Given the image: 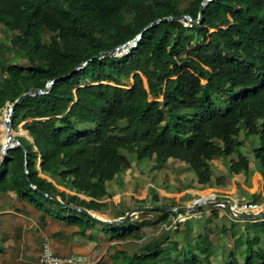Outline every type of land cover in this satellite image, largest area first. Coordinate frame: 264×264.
<instances>
[{
	"label": "trees",
	"instance_id": "trees-1",
	"mask_svg": "<svg viewBox=\"0 0 264 264\" xmlns=\"http://www.w3.org/2000/svg\"><path fill=\"white\" fill-rule=\"evenodd\" d=\"M200 1L0 0V22L13 35L9 44L0 42V107L59 77L47 92L14 106L11 126H22L30 139L19 135L24 149L7 152L0 165L3 185L19 189L32 183L56 193L37 174L39 159L41 173L100 198L107 194L106 181L133 163L160 167L168 158L182 161L197 183L210 185L211 161L221 157L228 175L260 171L264 188V0L208 1L198 24L161 21L143 31L130 50L88 60L161 16L186 13L195 19ZM211 24L220 27L209 34ZM7 51L27 64L10 62ZM240 131L256 134L259 144L241 143ZM163 212L164 218L173 214ZM212 213L217 216L215 209ZM237 221H230V236L235 249L244 246L241 259L231 251L217 262L213 241L205 230L193 231L188 219L180 223L181 260L169 250L161 254L168 240L162 234L135 253L132 264H264V216L250 223L241 219L242 228Z\"/></svg>",
	"mask_w": 264,
	"mask_h": 264
},
{
	"label": "crops",
	"instance_id": "crops-1",
	"mask_svg": "<svg viewBox=\"0 0 264 264\" xmlns=\"http://www.w3.org/2000/svg\"><path fill=\"white\" fill-rule=\"evenodd\" d=\"M21 135L30 139L27 131L22 127ZM169 159L173 158H168L167 164ZM219 159L220 163H213V160L216 161L218 158L211 161L213 173L210 185L197 183L194 175H189L188 170L185 171L181 164H177L179 165L177 168L169 165L159 172L147 171L148 178L145 174L134 171L137 169L135 164L134 166L132 164L106 181L107 194L100 198L78 193L71 189L69 183L56 182L41 173L40 160L37 159V174L55 185L57 192L54 194L64 202L87 209L93 217L62 206L55 199L32 188V186L36 187L32 183H28L26 188L21 185L19 190L17 186H4L0 179V264H38L40 230L48 233L56 253L85 254L95 258L96 264H132L133 255L141 253L149 240L165 234L168 240L160 245V250H163L161 254L166 257L169 250L171 257L176 260L179 258L176 255L177 251L182 250V236L185 231L181 236L180 230L164 228L172 213H168L164 218L163 211L170 210L134 211L125 220L119 222L112 220L122 217L132 207L154 205L152 196L156 204L171 206L178 205V199L183 195L191 197L210 189L230 191L233 194L237 192L253 197L252 194L258 188V179H253L252 174L260 173L253 170L249 177L243 174L228 175L225 167L220 168L225 159L221 157ZM222 172L227 176H223L216 184L215 177L219 178ZM141 175H145L146 181L139 182ZM149 188L153 189L152 194ZM189 220L193 231L200 230L197 228L199 225L196 224V217ZM33 224L37 227L34 228ZM181 225L183 224H179L178 227ZM221 247H218V250ZM225 249L222 250L223 260L227 256ZM212 256L217 262H223L214 251Z\"/></svg>",
	"mask_w": 264,
	"mask_h": 264
},
{
	"label": "rangeland",
	"instance_id": "rangeland-1",
	"mask_svg": "<svg viewBox=\"0 0 264 264\" xmlns=\"http://www.w3.org/2000/svg\"><path fill=\"white\" fill-rule=\"evenodd\" d=\"M218 27H220V26L216 25V24L213 27L209 25L208 26V33L213 31V30H215ZM207 34L205 36L204 42L208 41ZM12 36H13L12 32H10L8 29H6L4 27V25L0 22V42H2L4 44H9V41L12 38ZM187 50H189V48H186L185 50L181 51L179 53V56H185ZM11 56H12L11 52L7 51L6 55H5V58H10L9 59L10 62H15L17 64H27V61L25 59L12 58ZM2 58H4V57H0V59H2ZM206 71L208 72L209 70L206 69ZM143 79H144V82H145V78H143ZM1 80H2V74L0 73V82H1ZM207 81H208L207 79L201 80V82H203V83H205ZM130 84H131V80L126 82L125 85H126V87H128ZM149 99H153V97L149 96ZM24 123H25V120H23V124ZM22 129H23V127H22ZM16 132L20 133V130L19 131L16 130ZM19 135H21V133ZM238 138H239V141L241 143L245 144V145L254 146V145H258L259 144V139H258V136L256 134L255 135H253V134L244 135L243 131H240L239 134H238ZM233 156H236V154H233ZM249 159L251 161L250 165L255 167L256 169H258L259 168V163L257 161H254V159L252 158L251 155H249ZM220 162L221 161H220L219 158L216 161L213 160L214 164L220 163ZM225 163H226V161H223V165H220V168L224 169V167H225V169H226ZM134 164L135 163H133V166H134ZM165 164L160 166V167H154L152 161H148V162H145L143 164L141 163L139 165L135 164V166H136L135 168L137 170L134 169V171H138L141 174L142 173L145 174L147 178H148L149 174H146V173H148L149 171L154 172V170H157L159 172L162 168L164 169L165 167H167L169 165L172 166V168H177L179 166L177 164H181V167L183 169L185 168V171H187L184 163H182V162L180 163L179 160L169 159L168 164L167 163H165ZM216 172H218V171L216 170ZM258 172L260 174H257V173H254V175L252 174V178L253 179H256V178L258 179V182H257L258 183V188L254 191L255 195L252 198L253 199H261L262 200V199H264V188H263V185H262V180L263 179H262L261 172L260 171H258ZM156 174H158V173H156ZM162 174L164 175V173H162ZM163 175H161V176L163 177ZM189 175H191V174H189ZM144 176L143 175L140 176L141 179H139V182L146 181ZM223 176H227V175L224 174V172L220 173L219 174V179H221ZM261 185H262V187H260ZM254 189H255V186L253 187V190ZM253 190H251V191H253ZM150 193L152 194V192H150ZM234 195H239V194L237 192H235ZM245 196L249 197L247 194H245ZM189 198L190 197H188L187 195H183L182 197H180L178 199V202H177L178 205H176V206H180V205L186 204V202L184 203V201H188ZM182 201H183V203H182ZM214 209L217 211V216L212 213V210H214ZM193 217L197 218V223L196 224L199 225L197 228L200 229V230H205V232L208 235V238L213 241V251H214L216 256H218L224 262V261L227 260V256L229 255V253L231 251H235L236 256L239 259H241V257H242V249H243L244 246H240L237 249H235L234 248V244H233V238L230 236V221H231V219H237V218L231 216L228 212H226L221 207H211V208H206V209H200L198 212L194 211V215L192 217H190V218H193ZM190 218H188V219H190ZM260 218L263 219V217H260ZM188 219H186V220H188ZM258 219L259 218H253V219H248V220H249V223H250V222H256ZM236 223H237L236 224L237 228H242L243 224H244V221H240V219H238V221ZM223 228L225 229L224 233L221 232V229H223ZM172 230H175V231H177V230L179 231L180 230L181 231V236H182V232H184V226L181 225V226L178 227V229L174 228ZM261 234H262L261 241L264 242V230H263V232ZM182 240H183V242L185 240V238L183 236H182ZM218 247H221V248L218 250ZM223 248H226L225 251H226V254H227V256H226V258L224 260H223V251H222ZM219 251H220V253H219ZM181 259H182V257L179 258V260H181Z\"/></svg>",
	"mask_w": 264,
	"mask_h": 264
},
{
	"label": "built area",
	"instance_id": "built-area-1",
	"mask_svg": "<svg viewBox=\"0 0 264 264\" xmlns=\"http://www.w3.org/2000/svg\"><path fill=\"white\" fill-rule=\"evenodd\" d=\"M212 26V24H211ZM8 108V101L4 103L2 107H0V162L2 163V154L4 150V145H7L6 148V157L7 152L11 149L18 147L16 142V138H18L19 134L16 130H21L19 125L17 124L16 129L11 126V118L10 123H8V127L11 129L14 134H12L13 138H8V135H4V127L6 113ZM11 116V115H10ZM8 119V115H7ZM7 139L4 141V139ZM5 157V158H6ZM225 201L228 203L229 210L225 209ZM207 202H215L212 207H221L226 212H228L231 216L235 217L240 213H249V212H258L264 209V199H253L247 197L243 194L234 195L233 192L225 191V190H214L210 189L203 192H198L197 194L191 196L188 201H186L187 206H195L200 204H206ZM194 211L192 209H185L181 211H172L173 214L170 217L168 223L164 224V228L166 229H174L180 223L184 222L186 219L192 217L194 215ZM33 227H37L33 224ZM40 248L37 256L38 264H96V259L85 254L81 253H69V254H58L54 251L53 246L51 244L50 236L47 232L40 230Z\"/></svg>",
	"mask_w": 264,
	"mask_h": 264
},
{
	"label": "water",
	"instance_id": "water-1",
	"mask_svg": "<svg viewBox=\"0 0 264 264\" xmlns=\"http://www.w3.org/2000/svg\"><path fill=\"white\" fill-rule=\"evenodd\" d=\"M211 0H201L199 3V7H198V13H197V17L195 19H193L189 14L186 13H182L179 15H165V16H161L155 20H153L152 22L148 23L145 27H143L133 38L128 39L124 42H122L121 44L115 45L112 48L106 49V50H102L99 51L96 54H93L90 58H88V60H91L93 58H100L102 56H114V55H118L121 54L123 52H126L128 50H130L133 46H135L136 42L138 41V39L140 38L141 34L143 31L147 30L148 28H151L153 26H155L156 24H158L161 21H165V20H189L194 24H198L201 22L202 20V16H203V10H204V6L205 4ZM87 60L83 61L82 63H79L77 66H82L86 63ZM76 69V67H75ZM59 77H55L52 79H48L44 85V87L40 88V87H31L29 89H27L26 91L20 93L14 100L12 101H8V108H7V113H8V123H10V115L12 113V110L14 108V106L19 103L20 101H22L24 98L31 96V95H35V94H42L45 93L49 90V88L51 87V84L58 79ZM145 86H146V81L144 82ZM16 142L18 144L19 147H21L22 149L23 146L21 145L20 141L18 138H16ZM7 145H4V150H3V154H2V161L5 159L6 157V148ZM1 164V162H0ZM24 172L27 176V167H26V159L24 160ZM32 188H34L35 190H38L40 193L49 196L53 199H55L58 203H60L62 206H65L67 208L73 209V210H78L82 213L88 214L90 216L93 217V215L90 214V212L80 206H75L73 204H70L68 202H64L62 200H60L55 194H51V193H45L43 191H40L39 189H37L36 187L32 186ZM215 204V202H207L206 204H200V205H195V206H187L186 204L180 205V206H171V205H167V204H154V205H140V206H135L132 207L130 211L126 212L122 217L116 219V220H112L114 222H119L122 220H125L129 214H131L134 211H143V210H170V211H181V210H185V209H192V210H200V209H204V208H211L213 205ZM225 209L229 210L228 207V203L227 201H225ZM264 216V209L258 211V212H249V213H240L236 216L237 219H253V218H260ZM95 218V217H94ZM96 219V218H95Z\"/></svg>",
	"mask_w": 264,
	"mask_h": 264
},
{
	"label": "bare ground",
	"instance_id": "bare-ground-1",
	"mask_svg": "<svg viewBox=\"0 0 264 264\" xmlns=\"http://www.w3.org/2000/svg\"><path fill=\"white\" fill-rule=\"evenodd\" d=\"M8 113H6V119H5V126H6V132L8 133V138H13L12 137V132L10 131V128L8 127V119H7Z\"/></svg>",
	"mask_w": 264,
	"mask_h": 264
}]
</instances>
